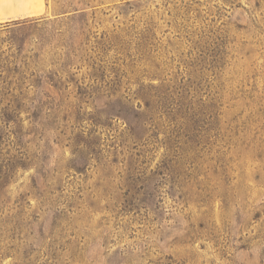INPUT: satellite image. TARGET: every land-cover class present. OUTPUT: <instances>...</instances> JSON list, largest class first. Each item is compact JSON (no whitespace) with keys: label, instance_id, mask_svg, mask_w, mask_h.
Returning a JSON list of instances; mask_svg holds the SVG:
<instances>
[{"label":"rangeland","instance_id":"1","mask_svg":"<svg viewBox=\"0 0 264 264\" xmlns=\"http://www.w3.org/2000/svg\"><path fill=\"white\" fill-rule=\"evenodd\" d=\"M0 22V264H264V0H35Z\"/></svg>","mask_w":264,"mask_h":264},{"label":"crops","instance_id":"2","mask_svg":"<svg viewBox=\"0 0 264 264\" xmlns=\"http://www.w3.org/2000/svg\"><path fill=\"white\" fill-rule=\"evenodd\" d=\"M36 6L35 0H0V22L29 15Z\"/></svg>","mask_w":264,"mask_h":264}]
</instances>
